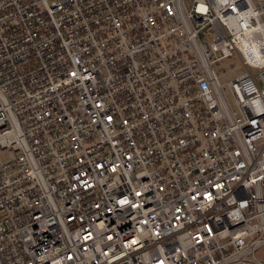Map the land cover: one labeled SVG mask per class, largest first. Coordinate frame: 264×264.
Here are the masks:
<instances>
[{
	"label": "built area",
	"instance_id": "built-area-1",
	"mask_svg": "<svg viewBox=\"0 0 264 264\" xmlns=\"http://www.w3.org/2000/svg\"><path fill=\"white\" fill-rule=\"evenodd\" d=\"M263 250L264 0H0V264Z\"/></svg>",
	"mask_w": 264,
	"mask_h": 264
},
{
	"label": "rangeland",
	"instance_id": "rangeland-1",
	"mask_svg": "<svg viewBox=\"0 0 264 264\" xmlns=\"http://www.w3.org/2000/svg\"><path fill=\"white\" fill-rule=\"evenodd\" d=\"M237 67H239V62L237 60L230 59H226L215 66L217 72L221 75V79L223 82L234 79L238 74L244 71V69H237ZM251 71L254 72V70ZM1 155L2 157L6 156L3 153H1ZM263 252L264 250L260 252V255Z\"/></svg>",
	"mask_w": 264,
	"mask_h": 264
}]
</instances>
